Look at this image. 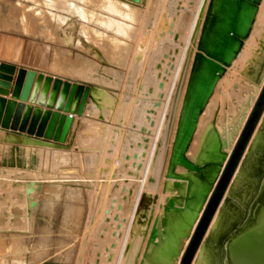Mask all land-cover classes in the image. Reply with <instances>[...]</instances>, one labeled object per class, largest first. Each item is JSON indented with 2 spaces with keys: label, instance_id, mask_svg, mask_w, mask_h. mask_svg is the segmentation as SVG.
<instances>
[{
  "label": "rangeland",
  "instance_id": "obj_1",
  "mask_svg": "<svg viewBox=\"0 0 264 264\" xmlns=\"http://www.w3.org/2000/svg\"><path fill=\"white\" fill-rule=\"evenodd\" d=\"M0 1L4 4L3 13L7 14L3 19L2 29L12 31L9 33L18 36V38L13 37L14 39L10 38L12 36H3L2 38L6 37L21 44V51L17 58L9 55L1 58L13 62L18 61L25 67L62 76L65 80L74 81L71 79H75V82L81 80L83 81L81 83L90 87V95L83 111L84 114L86 109H90L89 119L85 121L74 118L66 142L64 144L56 143L57 146L63 147L60 152L64 154L66 163L61 165L54 162L50 155L42 158L46 167L51 164L55 165L56 169L51 172L56 175L42 176L32 172L30 174L33 177H26L13 175L12 171V174L10 171L1 173L0 264H155L153 251L165 241L163 220H167L168 225L172 227L174 218L173 212L171 214L165 212V207L169 200H174L176 206H180L187 187L186 181L167 178V172L190 72L197 53L200 31L203 27L202 22L204 23V16H206L209 5L208 2L206 3L207 0H158V2L157 0H141L134 4L140 11H145L149 26L146 25L142 30L144 35L146 34L145 37H142L143 40L141 38L140 42L137 41L139 43L130 42L133 48L127 57L129 64L126 62L123 65H113L103 60L97 50L86 43L78 26L80 23V26L92 30L93 36L87 37L89 43L95 38L94 36H100L101 39H108L111 42L122 41L124 38H120L113 28V23L121 22L115 10L109 11L103 6L87 3L85 6L79 0L75 4L73 0H68L80 12L81 9L87 10L89 18L87 20L75 9L81 20L77 17H69V23L72 22L75 26L64 25V31H58L60 41L54 42L41 35V31L44 29L43 23L40 22L41 18L33 17L34 12L37 11L58 15L57 9L50 6L53 0ZM116 1L124 2V0ZM158 3L160 4L158 5ZM17 5L19 11L16 8ZM27 9L30 10L29 18L35 25L34 34L23 32L19 23H15L11 28L3 27L5 22H10L12 18L18 17L20 11L28 12ZM155 12H158V20L156 19L157 23L153 26L154 19L152 20L151 15ZM181 15L184 16L182 19H180ZM190 18H192L191 24H189L181 42L179 40L181 37L176 32L177 28L182 25L181 28L185 29V21ZM109 21L112 22L111 25H109ZM63 32L71 34L69 41L64 39ZM80 41L87 47L80 44L76 47L75 44ZM248 42L253 44L252 48L247 44ZM70 43L72 45H69ZM33 46L41 48L44 56H36V52L33 51L34 53L30 57L29 52ZM157 51L158 54H156ZM18 52L17 48L16 54ZM157 57L159 58L157 59ZM238 60L240 63L237 67H241L243 72L234 74L235 69L232 65L236 64ZM232 65L224 74L226 79H233L231 76L237 75L235 84L229 89V93L231 91H235L236 94L240 93L245 103L224 96L221 86L219 95L223 94V98L219 102L218 108L222 113L223 123L222 125L218 123V114L208 119V125L216 133L219 141L222 140V150L227 155L221 173L236 146L264 83V0L260 4L251 34L244 42L239 57ZM113 72H116L117 75L114 76ZM152 80L160 84L159 100L152 99L154 91V87L151 85ZM146 96L151 99V102H148L150 104L149 111H154L156 116H154V120H150L152 127L148 129L149 132H135L138 136H142V139L138 144L140 151L134 153V161L131 162L129 151L133 147L132 145L127 146L131 150L125 151L124 144L131 140L129 133L135 128V113ZM213 98L211 97L199 120L195 136L202 133L201 129L203 130L204 127L202 119L208 115L207 112ZM152 104L157 107H152ZM233 110L236 119L231 112ZM147 116L150 118V114ZM219 126L223 128V134L220 133ZM2 131L0 129L1 135H3ZM6 133L27 136L11 131ZM1 135L0 168L13 170L20 163L24 167V164H27L25 157L30 150L35 151V156L32 166L29 165V168L31 171L39 168L40 160L36 154L40 147L38 145H42L37 144L39 141L32 139L34 144H30L28 138H17L16 142L8 141ZM41 143L45 144V142ZM46 144L49 145V143ZM194 150L193 139L187 153V157L192 161H194ZM4 151H11L12 155H8ZM139 158L141 162H138ZM176 172L188 174L181 167L177 168ZM221 173H219L213 189L218 183ZM130 182L134 184L135 188L129 202L131 211L121 225L123 228L120 230L116 242L115 253L109 257L107 251L101 252L96 249L99 226L104 220L112 217L110 207H106V203L113 188ZM176 182L182 184V190L174 187ZM52 191L57 194L51 196ZM210 195L190 232L191 234H187L186 238L181 241L182 247L180 246L179 256L169 259L165 264H182L187 247L208 204ZM135 206L137 211L134 215ZM48 210L51 214L47 213ZM155 224H157L158 237L155 243L148 245ZM126 226L130 230L129 244L125 242V231L128 229ZM95 227H99L98 230H95ZM209 228L210 226L208 230ZM94 234L97 236L96 238ZM14 236L19 239V244H16L18 241L13 239ZM199 250L200 248L190 264L195 261ZM123 252L126 253L125 256L121 255ZM101 254L105 255V262H101Z\"/></svg>",
  "mask_w": 264,
  "mask_h": 264
},
{
  "label": "bare ground",
  "instance_id": "obj_2",
  "mask_svg": "<svg viewBox=\"0 0 264 264\" xmlns=\"http://www.w3.org/2000/svg\"><path fill=\"white\" fill-rule=\"evenodd\" d=\"M79 1H81L84 4L87 3L99 7L103 6L105 9L109 11L115 10L118 13L121 22L113 23L114 26L113 28L115 30V33H117L120 36V38L122 39L124 38V39L122 41L111 42L108 39H101L100 36L97 37L94 36L95 38H93V40L89 43V46L91 45L94 49H96L98 54L102 56V59L108 61L110 64L123 65L126 64V62L129 64V62L127 61L128 60L127 57H129L130 55L129 53L132 51L133 48L130 42L131 41L137 42L139 40L141 41V38L143 36L144 37L146 36V34L144 35V32L142 31L143 28L149 23L147 22V18H146L147 16L145 17V11H140L135 7L134 3L125 0L124 2H119L116 0H79ZM77 2L78 0H73V3L76 4ZM207 2L209 5L207 8V12L205 14L206 16H204L205 17L204 23L202 22L203 24V27H201L202 30L200 29L201 35L199 38L197 53L195 54L194 62L190 72L187 89L183 101V106L179 117L175 142L173 144L172 154L167 172V178H172L177 181H186L187 187L185 190L183 201L180 204V206H176L174 200H169L167 206L165 207V212L167 214H171L173 212L174 218L172 221V227L168 225L167 220H163L162 224L165 230L163 236L165 237V241L162 242L161 245L156 247V249L153 251V259H154L153 261L155 264L157 263L165 264L169 261V259L172 258L175 259L179 256L180 246L182 245V244L180 245V243L183 240V238H186L187 234H189L193 230L196 221L199 218V214L203 206L205 205V202L207 201L213 189V185L215 184L219 176V173H221L220 171L227 158V155L222 150V146H221L222 140L219 141V139L216 136V133L208 125V119L218 114V123L222 125L223 117H222V113L219 110L220 108L218 107H219V102L223 98V94L226 97L229 98L231 97L237 99L240 102L245 103V100L244 98H242L240 93L236 94L234 93L235 91L234 92L231 91V93H229L230 91L229 89L233 87V85L235 84L234 81L237 79V75L234 74L239 73L240 71L243 72L241 67L240 68L237 67L240 63V60H238L236 64L234 65L232 64L239 57L244 42L249 38L251 34L262 0H207L206 3ZM159 4L160 3H158V5ZM50 6L51 8L57 10H61V8L62 7L64 8L65 6L74 7L75 9H77V7L73 6V4L70 3L68 0H53V3ZM16 8H18V5L16 6ZM20 12L21 13L18 17L16 16L17 14L14 16H16L15 19L19 21L18 23H20L21 25V30L27 34H34L36 29H35V25L31 22L29 18L30 10H28V12L27 11L26 12L20 11ZM31 12L33 13V11ZM78 12L80 11L78 10ZM79 14H81L88 20L89 12L87 10L81 9V12ZM106 14L108 15V13ZM157 14L158 12L157 13L155 12L153 13V15H151L152 20L154 19L152 21L153 26L157 23L156 22V19L158 17ZM34 16H38V18H41V20L40 19L39 20L41 24L43 23L44 25V29L43 31H41V35H43V37L49 41L59 42L60 38L58 36V31L63 30L62 27L64 24L61 16L53 15L51 13L47 14L45 12H38V11L34 12L33 17ZM182 16L183 15L180 16L181 17L180 19L184 17ZM160 17L162 16L160 15ZM191 19L192 18H190L188 21H185L186 22L185 29L181 28L182 25H179V27L177 28L176 32L177 34L180 35L181 38H179V40L181 42L183 40V37L186 35V32L189 28V24H191L190 21ZM180 22L181 20L179 21V23ZM111 24L112 22L109 21V25ZM80 27L86 38L88 36H93L92 30L84 28L82 26ZM152 33L154 32L152 31ZM149 35L151 37V34ZM64 39L67 38H65L64 36ZM247 44L250 46V48H252L253 44L249 42ZM156 54H158V51L156 52ZM158 58L159 57H157V59ZM231 65L235 69L234 71L235 73L233 74V76H231V78L233 79H226L227 77L224 74L226 73L227 69L231 67ZM112 74H114V76L117 75L116 72H113ZM155 80H152L151 83V85L154 87L152 99L159 100L160 84L159 82L158 83L156 82L157 80L156 81ZM221 86L223 87L222 88L223 94L219 95ZM211 97L214 98L211 101V106L207 112L208 115L202 119L204 126L203 130L201 129L202 133L197 134L195 136L199 120L202 114L204 113ZM149 101L151 102V99H148L146 96L145 100H143V103H141V106L136 111L135 128L133 130L132 129L133 127L131 126L132 127L131 129L133 131L129 133V137L131 140L130 141L128 140L126 142L127 144H124L125 151L131 150L129 149V147L127 148V146L132 145L133 147V149L129 151L130 153L128 152L129 155L131 154L130 155L131 162L134 161V157H133L134 153L140 151L138 144L139 141L142 139V136H138L137 134H135V132L136 131L140 133L146 131L149 132L148 129L152 127L150 120H154V116H156L154 114V111H149L150 110L149 108L150 104H148ZM153 104L152 107L154 108L157 107L156 105L153 106ZM231 112H233L234 118L236 119V114L234 113L235 111L233 110ZM148 114H150V118L147 116ZM75 117L77 119L81 118L78 116ZM256 128L257 129L256 131H254L255 133L251 139L249 147L247 148L246 152L244 153L245 155L243 157V159L245 158L247 159V161H249L248 166H250V164L251 165L255 164L256 160H258L264 154V116L261 119L259 126ZM222 129L223 128L220 127L221 134H223ZM2 134L3 135H1L0 133V135L4 136V138L8 141L18 140L17 138H24L15 134L6 133L5 131H2ZM27 138H30V140L27 139L29 140L30 144H34L32 143L34 142L33 140L39 141L37 142V144H42V145H38L40 147L36 151V154H38L40 160L39 168L37 170H32V171L30 170L29 167L32 166L33 159L35 156V151L30 150L28 151L27 156L26 157L24 156L27 162V164H24V167H22L23 164L21 163L16 168H13V170L10 168L1 167L0 175H2L1 174L2 172L9 173V171L11 174L13 172V175L16 174L26 177H33L31 176L32 172L34 173L36 172L37 174L42 176L56 175L51 172V170L56 169L55 165L51 164L49 167H46L43 164L42 158L46 155H50L54 162H57L61 165L65 164L66 163L65 156L62 152H60V150H63V147L57 146L58 144L54 142L52 143L48 141H43L42 139H35L31 137H27ZM193 139H194V149H195L193 155L194 161L190 160L187 157V153L190 149ZM41 142H45V144ZM46 143H49V145ZM4 152H6L8 155H12L11 151H4ZM140 155H142L141 152ZM138 162H141L140 158ZM128 167L130 168L131 166L129 165ZM179 167L185 169L188 172V174L187 175L178 174L176 171L177 168ZM240 169L241 168L239 167L235 174L241 173V175L240 174L238 176L234 175L236 180V185L232 189L231 195H236L239 196L240 199H243L247 194V189L251 184L250 182H252V180L256 178L257 171L254 169L252 172L253 174H250V177H247L243 172L239 171ZM125 172L127 173V171ZM242 178H246V181H244V183H238V181L241 180ZM174 187L182 190V184L180 182H176L174 184ZM134 189H135L134 184H132L131 182L126 184H120L118 187L113 188V191H111L110 193L109 200L108 201L106 200L107 201L106 207H110L112 217L110 219L104 220L102 225L99 226L100 231L99 234L97 232L98 237L95 234L94 235L95 238L97 237L96 239H98L97 240L98 246L96 247L97 251L98 250H100L101 252L107 251L109 257H111L115 253L114 250L116 247V242L120 230H122L123 228L121 225L123 224V222H125V219L127 218L126 216L128 215L129 211H131L129 202H130V197L134 192ZM53 191L51 193V196L53 195L55 196V194H57ZM232 203L233 200L231 196L229 200L224 199L223 204L221 203L216 215L212 219L210 228L205 236V239L200 247V250L193 264H223L218 259L219 255L215 247H211L210 244L207 245L206 242L208 241L211 242L213 239L224 234L225 231L231 228V225H233V223L235 222L236 218L239 215L238 209L233 207ZM0 206H2V204ZM50 207L49 209H51ZM49 211L50 210H48L47 213L51 214ZM136 211H137V207L135 206L134 215L136 214ZM99 227L97 228L95 227L96 228L95 230H98ZM126 229L127 231H125V239H126L125 242L126 244H129L128 242H129L130 230L128 226H126ZM157 237H158V230H157V224H155L151 232L148 245L155 243ZM13 239L15 241H18L16 244H19V239L17 237L14 236ZM122 254L124 256L126 255V253L124 252L121 253V255ZM100 258H101V262L106 261L105 255L103 256L101 254Z\"/></svg>",
  "mask_w": 264,
  "mask_h": 264
},
{
  "label": "water",
  "instance_id": "obj_3",
  "mask_svg": "<svg viewBox=\"0 0 264 264\" xmlns=\"http://www.w3.org/2000/svg\"><path fill=\"white\" fill-rule=\"evenodd\" d=\"M125 1L137 4L141 0ZM8 95L10 100L2 98ZM89 95L90 87L83 83L0 63V129L64 144L73 125L74 118L71 116H82ZM263 114L264 83L236 146L210 195L182 264H190L202 245L219 206L224 199L229 200L230 196L233 207L239 211L238 217L224 234L206 243L215 247L218 259L223 264H264V154L250 166L249 161L243 159ZM239 167V171L247 177L253 174L254 169L257 171V176L250 182L243 199L231 195L236 185L234 175H241L235 174ZM244 181L246 178L238 183Z\"/></svg>",
  "mask_w": 264,
  "mask_h": 264
},
{
  "label": "crops",
  "instance_id": "obj_4",
  "mask_svg": "<svg viewBox=\"0 0 264 264\" xmlns=\"http://www.w3.org/2000/svg\"><path fill=\"white\" fill-rule=\"evenodd\" d=\"M3 6H4L3 2L0 1V63L12 64V65H15L17 68H19V67L26 68L28 70L36 71L37 73L41 72V73H45L47 75H51V76H54V77L62 78V76H59V75H56V74H53V73H48V72L37 70V69L31 68V67H25V66L19 64L18 61L13 62V61H8V60H5V59L1 58V57H4L5 55H9V56H12L13 58H17L19 56V54H20V51H21V44L18 41H13V40H11L9 38H6V37L2 38L3 36H8V37L12 36V37H10L12 39H14L13 37L18 38V36L14 35V33H9V32H12V31H4L2 29V27H1L2 23H3V19L7 15V14H4L3 11H2L3 8H4ZM56 13L61 16V18H62V20L64 22L62 29L64 28V25H67L69 27L70 26L72 27L74 25V23L72 24V22L69 23V17H71V16L77 17L79 20H81L79 18V15L77 14V12H76L74 7L65 6L64 8L62 7L61 10H59V11L56 10ZM18 22H19L18 20H16L15 18H12L10 22L9 21L5 22L3 27L4 28L6 26L7 27L9 26L8 28H10L11 26L14 27V24L18 23ZM78 26L80 28L81 36L85 39L86 43L89 44L86 36L84 35V33L81 30L80 23L78 24ZM62 36H65V38H67L68 41H69L70 40L69 36H71V34L63 32ZM79 44L87 47L86 44H84L82 41H80L77 44H75V46L78 47ZM69 45H72V44L70 43ZM33 47H35V48L33 49ZM33 47H31L30 52H29L30 57L33 55L32 53H34V52H36L35 53L36 56H42V57L44 56L41 48H39L38 46H33ZM17 48L19 50L18 54H16ZM71 80H74L73 82H75V79H71ZM77 81H80V83L83 82L81 80H77ZM10 93H11V90H10ZM92 97H93V94H92ZM2 98H4L5 100H10V95H8L6 97H2ZM15 102L18 103V101H15ZM25 105H27V104H25ZM42 109L45 110L44 108H42ZM89 111H90L89 108L86 109V111L84 112L83 116L80 119L87 121L89 119V117H90ZM3 131H5V130H3ZM5 132H7V131H5ZM19 134H21V133H19ZM21 135H24V134H21ZM21 137H24V138L26 137L27 138L28 136H21ZM28 139L30 140V138H28Z\"/></svg>",
  "mask_w": 264,
  "mask_h": 264
},
{
  "label": "flooded vegetation",
  "instance_id": "obj_5",
  "mask_svg": "<svg viewBox=\"0 0 264 264\" xmlns=\"http://www.w3.org/2000/svg\"><path fill=\"white\" fill-rule=\"evenodd\" d=\"M263 116H264V114H263ZM262 118H263V117H262ZM260 122H261V121H260ZM260 122H259V123H260ZM258 126H259V124H258ZM258 126H257V127H258ZM256 129H257V128H256ZM255 131H256V130H255ZM250 142H251V141H250ZM249 144H250V143H249ZM248 146H249V145H248ZM246 150H247V149H246ZM245 152H246V151H245ZM244 155H245V154H244ZM243 157H244V156H243ZM236 172H237V171H236Z\"/></svg>",
  "mask_w": 264,
  "mask_h": 264
},
{
  "label": "built area",
  "instance_id": "obj_6",
  "mask_svg": "<svg viewBox=\"0 0 264 264\" xmlns=\"http://www.w3.org/2000/svg\"><path fill=\"white\" fill-rule=\"evenodd\" d=\"M71 117H72V118H75V116H74V115H72Z\"/></svg>",
  "mask_w": 264,
  "mask_h": 264
}]
</instances>
